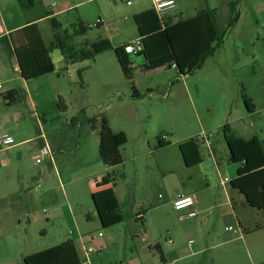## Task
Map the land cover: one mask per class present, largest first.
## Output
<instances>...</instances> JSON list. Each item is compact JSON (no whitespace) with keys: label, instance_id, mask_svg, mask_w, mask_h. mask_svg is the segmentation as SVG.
<instances>
[{"label":"rangeland","instance_id":"rangeland-1","mask_svg":"<svg viewBox=\"0 0 264 264\" xmlns=\"http://www.w3.org/2000/svg\"><path fill=\"white\" fill-rule=\"evenodd\" d=\"M61 1L40 0L35 7L23 10L18 0H0V28L8 31L51 9L57 11ZM69 1L78 4L55 16L60 27H54L50 17L38 23L48 44L57 31L74 34L81 21L89 29L85 34L73 35L71 43L79 47L100 38H109L114 46L137 39L135 0L131 4L126 0ZM232 1L236 2L235 13L230 9ZM177 2L176 11H182L186 17L202 9L217 10L219 30L225 32L222 45L200 68L187 75L181 74L176 65L145 72L136 63L137 56L131 55L135 64L133 80H129L113 49L76 63L58 59L61 51L55 49L52 55L57 69L24 81L16 68L18 62L9 37L12 31L6 33L9 42L0 39L2 91L14 88L21 94L11 105L0 94L3 127L0 131L13 129L15 141L20 139V134L37 137L43 132L46 137H58L63 142L53 165L39 151L44 140L40 137L25 145L23 156H19L20 149L13 153L12 163L0 169L1 192L45 194L31 208V222L24 214L15 218L16 234L22 239L16 264H23L20 259L23 255L69 238L75 239L81 262L85 264L79 236L84 237L87 246L97 247L92 236L97 238L99 232L105 237L114 234L115 242L91 253L92 264H137L136 259H145L146 255L149 264H156L161 259L157 248L150 246L151 239L143 233L145 219L151 229L157 230V235L163 226L178 217L174 215L176 211L164 181L169 191L175 192L181 187V176L187 173L193 175L192 186L201 191L206 204L222 203L213 209L210 220L218 233L231 234L226 225L234 223L235 213L249 228L262 227L249 235L246 244H240L239 252L247 263L251 262L250 251L257 261H263L259 264H264V211L249 205L244 209L240 198L234 211L227 204V188L221 183V179H232L237 174L234 166L238 164L229 160L231 150L238 158L244 153L243 146L233 144L230 148L223 132L225 124H229L235 136L253 147H262L264 143V0ZM235 16V22L228 28ZM132 84L139 96L133 95ZM245 97L253 100L254 111L247 109ZM104 116L111 128L128 135V142L121 147L123 162L114 167L105 165L99 153V127ZM202 133L209 141L200 146L203 160L188 167L179 142ZM164 135L172 143L161 149L157 137ZM172 167L173 173L169 170ZM55 169L60 172L59 177ZM107 174L115 182L125 217L112 226L105 221V209L112 204L113 191H104L103 198L98 200L87 184V179L101 182V177ZM207 184L209 188L204 189ZM155 206L161 208L155 210ZM69 208L78 227L68 215ZM158 237L164 241L162 236Z\"/></svg>","mask_w":264,"mask_h":264},{"label":"trees","instance_id":"trees-1","mask_svg":"<svg viewBox=\"0 0 264 264\" xmlns=\"http://www.w3.org/2000/svg\"><path fill=\"white\" fill-rule=\"evenodd\" d=\"M38 0H18L23 10L34 7ZM232 13L236 11V2L230 3ZM46 13L45 15H49ZM44 15V16H45ZM217 10L202 9L191 17L176 16L158 12L155 7L134 15L142 48L139 55L144 58L142 70L151 72L165 67L176 65L178 71L187 75L200 68L205 59L214 53L223 43L225 32L221 33L217 23ZM52 25L60 27L55 16L50 17ZM236 16L232 17L228 28L233 25ZM89 26L80 22L74 29V34L68 30L57 31L54 39L48 44L37 22L28 24L9 33L13 44L14 53L19 63L21 76L28 80L52 73L56 70L51 53L59 49L68 63H76L86 59H93L96 55L113 49L124 75L133 80L134 61L126 52V45L114 46L109 38H100L94 42H86L85 47L71 43L73 35L85 34ZM8 41L7 35L0 37ZM9 42V41H8ZM82 71L79 70L81 75ZM134 96H139L135 84H132ZM7 105L20 99L21 94L17 89L1 93ZM245 104L249 111L255 110V104L249 97H245ZM63 108H66L62 102ZM94 120V119H93ZM223 132L230 148L233 144L243 146L242 157L235 156L231 150L229 160L239 164L237 176L230 181V189L243 195L249 206L264 211V143L261 147H253L243 138L237 137L232 132L229 124L223 126ZM158 146L166 147L171 141H166L163 136L157 137ZM128 142L125 131H114L109 120L104 116L99 127V153L102 161L109 167H114L123 162L121 147ZM201 143L196 137H191L179 143L185 162L191 166L202 162L200 154ZM253 143V142H252ZM108 179L105 178V181ZM107 205L105 215L119 214L118 205ZM235 206V205H234ZM158 250L159 248L156 247ZM24 264H82L80 253L74 240L68 239L60 244L23 256Z\"/></svg>","mask_w":264,"mask_h":264},{"label":"crops","instance_id":"crops-1","mask_svg":"<svg viewBox=\"0 0 264 264\" xmlns=\"http://www.w3.org/2000/svg\"><path fill=\"white\" fill-rule=\"evenodd\" d=\"M135 1L137 3V7H136V11L133 13V16L138 12L155 7V0H135ZM39 2L40 0L36 2L34 7ZM175 2H176L175 6L164 11L163 14L165 13V14H170V15L186 17L182 11H176V9L178 8V2L177 0H175ZM77 4L78 3L71 2L69 0H62L59 4L60 7H58L57 11H54V9H51L50 12H46V13H50L49 15H45V16L43 15L40 17H32L20 23L19 25L11 27L8 31H4L3 29L0 28V37L5 35L7 32L14 31L28 24L29 22L37 21V23H39L42 18H49L52 16H56L60 12L69 11L75 8ZM188 17H191V16H188ZM129 42L131 43V41H126L124 43H129ZM124 43H121L119 45H122ZM54 50L52 51L51 56L53 58V61L57 69L56 60L54 56L52 55L54 53ZM58 59L64 60L62 53L58 55ZM137 62L142 66L144 62V58L142 56L138 57L136 63ZM16 68H18L19 70V65H17ZM24 81H27V80L24 79ZM11 89H14V88H11ZM11 89H7V90H11ZM33 104L34 103L32 102V105ZM0 127L3 128L2 125H0ZM1 131H8V132H11L12 134L14 133L13 129H10V127L7 128V130L1 129ZM20 133L21 132H19V134ZM42 134H44L45 138L39 144V151L40 153H43L45 156V159L49 160L51 164L53 165L57 152L62 150L61 144H63V142L60 140L61 138H58V137H52V138L46 137V134L42 132L37 137H32V136L23 137V135L20 134L19 135L20 139L18 141H15L16 143L13 146L7 149L0 150V169L12 163L10 162L11 161L10 156L13 153H17L19 149L22 150L21 155L19 154V156H23V154L25 153V149H23L25 145H27L28 143H30L31 141L37 138H40ZM164 140L170 141L169 139H167V137ZM46 144L49 145L51 151L53 152V158H54L53 160L50 158V155L47 152ZM160 148L162 149L165 147H160ZM5 154L7 155V157H4ZM192 166L193 165H191V167ZM238 166L239 164L237 166H234V171H236V173H237ZM169 170L171 173L175 172V169H173V167L172 169H169ZM55 171H56V176L59 177L60 172L58 171V169H55ZM84 176L88 177L87 175H84ZM236 176L237 174L233 178H235ZM105 178L108 180L105 181ZM194 181L195 179L193 175L187 173L181 176V187L177 189L175 192L169 191V187L167 186V183L165 181H164V188L165 190H167V196L170 198V203H172L173 200L179 194L193 195L197 200L196 202V209L198 211L197 216L189 217L188 213L190 212V210L187 208H184L181 210L175 209L176 212L174 215L175 216L178 215V217H174L173 221L163 226L159 230V234L157 235H156L157 230H155L154 228L151 229L148 225V220L145 219L146 230H143V233L147 238L151 239L152 243L150 244V246L159 248V250L157 249V251L159 252L161 260H159V262H157L156 264H259V262H263L261 260L257 261L254 258V255L249 251L251 262L247 263L242 258L239 252L240 244L241 243L246 244L247 243L246 240L248 239L249 235L255 231L261 230L262 227L258 226L255 229L249 228L244 223V221L241 220L240 217L237 216L235 213L233 214V218H232L234 223L226 225V227L233 226L236 229V232L231 231L230 235H225L222 232L218 233L215 226H212L210 224V220H211V215L213 214V209L216 207H221L222 203L219 204V203L214 202L211 204L209 203L206 204L200 195L201 191H197L195 188H193L192 185ZM87 184L92 190V192L94 193L95 198L98 200L103 198L104 191L111 189L113 191V195H112V199H113L112 202H114L113 205L114 206L118 205L120 208V198L115 190L116 189L115 182L112 181L110 175L107 174L105 176H102L101 182L99 180H95V178H94V181H92L91 179H87ZM209 186L210 185L207 184V187L204 189H208ZM224 187L227 188V191H226V196L228 199L227 204L231 205L234 211H235L234 205L238 202L237 200L239 198H240V201H242V205L244 209L247 208L246 206L248 204L246 202V199L243 198L244 197L243 195L239 194L238 191L231 190L230 187H228V183L225 184ZM44 195L45 194L41 195L39 193L37 194L28 193L25 191H22L19 193L18 192L3 193L0 191V264H16L15 260L21 250L22 239H21V236L16 234V230L18 229L16 224L18 221L16 222L15 218L21 216V214H24V216H27L28 220L31 222V208L34 205H37V202ZM67 196L68 195H66V198H68ZM159 208L161 207L155 206L153 209L156 210ZM178 211H182V213H179ZM205 211H207L206 214L204 213ZM68 215L70 216L73 222V220H75V216L73 214V211L70 208L68 211ZM201 215H202V218H200ZM88 216L90 218L93 217L91 215H88ZM105 218H106L105 221L111 226L114 224L120 223L125 219L122 210L119 214L106 215ZM74 225L78 227V223L76 220H75ZM227 231H230V230H227ZM72 234H74V231H72ZM158 236H162L164 238V241L161 240ZM69 239H72L75 242L74 238H69ZM79 239H80V242L82 243L81 245H83V243L86 242L84 237L79 236ZM169 239H172L173 242H170ZM92 240H95V243L97 245V247L96 246L94 247L98 248L99 251H101L109 247L110 244L112 245L114 244L115 236L114 234H111L108 237L98 235L97 238H95V236H92ZM190 241H193V242L190 243ZM234 245L236 246V248ZM81 247L83 250V246ZM14 252H16L15 255H13ZM31 253H34V251L28 254H31ZM23 256L20 258L21 260H23ZM84 259H85L84 261L85 264H92L90 256L87 257L84 254ZM134 261L135 260H133V262ZM136 261H137V264H145V262L146 264H149V262L147 261V255L145 259L139 257V259L137 258ZM82 264H83V261H82Z\"/></svg>","mask_w":264,"mask_h":264},{"label":"built area","instance_id":"built-area-1","mask_svg":"<svg viewBox=\"0 0 264 264\" xmlns=\"http://www.w3.org/2000/svg\"><path fill=\"white\" fill-rule=\"evenodd\" d=\"M128 4H131V0H126ZM175 0H155V9L163 13L164 11L172 8L175 6ZM142 48V42L140 38H137L134 42H131L126 45V52L129 56L135 55L138 57H141L139 55V51ZM2 85L0 84V94L2 93ZM41 137L45 138L44 134L41 135ZM166 136H163V139H165ZM200 142L205 143L208 142V137L205 133H202L200 136L196 137ZM15 138L14 135L11 132L8 131H0V150L7 149L15 144ZM47 152L50 155V158L53 160V152L51 151L48 144H46ZM231 179H228L227 177L224 179H221L222 185L227 184L230 182ZM196 198L193 195H187V194H179L174 200H173V206L176 210H181L184 208H187L190 210L188 213L189 217H195L198 215V211L196 209ZM227 230L236 232V229L233 226L226 227ZM100 236H102V232L99 233ZM170 242H173L172 239H169ZM193 241H190L192 243ZM83 251L87 257L90 256L93 252H98L99 249L94 247L93 245L87 246L86 243H83Z\"/></svg>","mask_w":264,"mask_h":264},{"label":"water","instance_id":"water-1","mask_svg":"<svg viewBox=\"0 0 264 264\" xmlns=\"http://www.w3.org/2000/svg\"><path fill=\"white\" fill-rule=\"evenodd\" d=\"M18 62V61H17ZM18 65H19V63H18Z\"/></svg>","mask_w":264,"mask_h":264}]
</instances>
